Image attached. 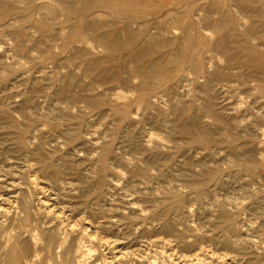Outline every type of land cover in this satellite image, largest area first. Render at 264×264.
I'll list each match as a JSON object with an SVG mask.
<instances>
[{
	"label": "rangeland",
	"instance_id": "1",
	"mask_svg": "<svg viewBox=\"0 0 264 264\" xmlns=\"http://www.w3.org/2000/svg\"><path fill=\"white\" fill-rule=\"evenodd\" d=\"M262 19L0 0V264H264Z\"/></svg>",
	"mask_w": 264,
	"mask_h": 264
},
{
	"label": "bare ground",
	"instance_id": "2",
	"mask_svg": "<svg viewBox=\"0 0 264 264\" xmlns=\"http://www.w3.org/2000/svg\"><path fill=\"white\" fill-rule=\"evenodd\" d=\"M262 24L264 26V19H262ZM259 57L263 58L264 55L263 54H260ZM261 63V62H259ZM264 65V64H263ZM262 69L264 70V66H262ZM257 88V87H256ZM49 203V202H48ZM47 203V204H48ZM54 210V208H51V210ZM1 210V209H0ZM50 212V211H49ZM57 212V211H56ZM58 213V212H57ZM59 214V213H58ZM57 214V215H58ZM59 216V215H58ZM71 222V221H70ZM73 225V224H72ZM71 227V226H70ZM76 227V226H75ZM72 228V227H71ZM79 228V227H78ZM90 229V228H89ZM90 231V230H89ZM88 231V228L87 226L84 227L82 229V232H81V235H82V238L84 237V235H89L91 233H89ZM92 235V234H91ZM99 236V235H98ZM90 237V235H89ZM93 237V236H92ZM90 237V238H92ZM95 239L96 236H94ZM99 238V237H98ZM47 240H48V243H51V242H54L56 240V234L53 233V232H48L47 233ZM101 240V239H100ZM106 241V240H104ZM103 240H101V242H104ZM111 241V240H110ZM118 243V242H117ZM101 245V244H100ZM72 247H76L77 249L81 247V242L78 243L77 239L72 243ZM125 255V254H124ZM169 255V254H168ZM21 254H19V251L17 250V247H14L12 249H10L8 252H7V258H6V264H21ZM185 257H188V256H185ZM124 258V257H123ZM191 258V257H190ZM200 258V257H199ZM197 258V259H199ZM189 259V258H188ZM201 259V258H200ZM155 262V261H154ZM38 263V262H37Z\"/></svg>",
	"mask_w": 264,
	"mask_h": 264
}]
</instances>
